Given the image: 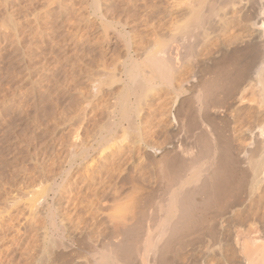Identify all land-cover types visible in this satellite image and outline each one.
I'll list each match as a JSON object with an SVG mask.
<instances>
[{
  "label": "rangeland",
  "instance_id": "rangeland-1",
  "mask_svg": "<svg viewBox=\"0 0 264 264\" xmlns=\"http://www.w3.org/2000/svg\"><path fill=\"white\" fill-rule=\"evenodd\" d=\"M197 1L199 2L197 3ZM197 1L193 3L194 0H0V264H89L90 262V264H95L93 259L95 251L93 253L90 251L91 249L94 250L96 246L100 247L99 243H104L107 236H109L108 239L112 237L111 233L113 227L111 226V223L113 224V222H110L109 217L112 213V216H114L113 211H115L116 216L118 215L115 208L118 212L119 209L122 211L128 209L127 211L124 210V212L127 213L130 211V214H135L133 221L136 222V224L138 223L136 226H139L135 227V232L140 230V228L141 230H144L145 227L148 226V224L146 226V223H152V218L154 216L152 213L155 212L157 202L161 199L167 198V194L170 192L167 188L169 185L171 186L168 182L170 180H166L169 176V171L168 173L166 171L168 167L165 168L167 175L164 172V175H166L167 178L162 176L164 179L159 177L161 175V170L157 169L161 162L160 169L164 165L163 161L160 160H164L170 155L169 150L172 149L168 146L169 143L171 146L176 142V147L180 146L178 147L180 149L182 147L186 149L185 146H187V149H192L193 154L196 153L194 151H198L197 149L200 147V145L196 143L198 144L197 146H199L196 150V147H194V149L189 148V146L195 144L197 139L194 140V136L192 137L193 132H187L186 127L184 129H178L179 131L175 130L179 124H182L187 120L188 116H192L193 113L196 115V108L198 105L196 102L195 105L191 92L190 90H187V87H190V85L193 87V84L200 82V80L208 81L210 76V79L212 78L217 67L226 64L228 65L227 51L228 53L231 52L233 55L234 50L232 49L239 52H236L235 55L237 53L238 55H242V53L248 55L249 51H252L249 50L248 45H246L247 41L245 40L247 38L245 39L246 32L244 31V22L239 21V17L245 9V2L241 1L242 3L239 2V4L232 5V8L231 5L229 6L226 4V6H224L225 8H222L223 4L220 0H216L217 4H213L215 3V0H205V2L202 0ZM201 2L202 4H200ZM218 3L220 5H218ZM196 4L199 6H195ZM210 4L213 7L216 5L214 9H217L220 6V8L224 10L222 11L224 15L220 8V10L218 9L219 11L211 9L213 7H211ZM240 6L243 8L241 11ZM209 7H211V11H214L212 16L211 14L209 15ZM185 11L189 15L186 16ZM183 12L185 16L182 15ZM195 14L196 16H194ZM205 14L210 16L207 15V18L209 17L207 23L212 25L210 26L206 23L203 27L205 33L200 28L203 32H198L202 36L199 34L194 36L193 34L195 37V40H193L194 37L191 35L189 36V33L187 34V32L191 30V23H193L188 22L190 20L189 18L193 16L191 17V21L195 17L197 20V15L199 18L201 15H204L203 17H205ZM214 15L217 17V20ZM237 17L239 19H237ZM231 18H233L232 21ZM210 19H213L215 22ZM216 22H218V25ZM213 24L216 25L213 27ZM224 24L225 26L227 24L229 26L227 25L225 28ZM177 31H179L180 34L184 31L191 41H187V35L184 33L183 37L186 40H182L183 38L180 39V34H178ZM240 31L244 34H241ZM196 33L197 32H195V34ZM233 36L236 38L235 40L237 43L232 41L234 42V45L232 46V44H230L229 46L230 42L228 43V41H231V39H228ZM171 37H174L175 39L173 38V40H171ZM197 37H200V39ZM169 38L170 42L166 40ZM219 38H221V40ZM177 39H180V41L182 40V42L185 43V48L183 47L184 44H181L185 50L182 49L180 44H178L181 42H179V40L177 41ZM238 39L242 40L239 42ZM163 40H165V44H163L166 47L161 43ZM192 40L195 44L192 43ZM175 41L178 43L176 44ZM190 42L195 46L193 47L190 45ZM222 44L228 46V48L227 46L224 47L227 51L224 50V48L222 49ZM158 45H161V52H163L162 50L169 51L176 62L177 68L173 69L175 72L172 70L174 75L170 74L172 75V77H169L170 83L167 82V80L165 81L164 77H162V81H160L161 76L156 75V68L150 62L153 60L151 55H153L154 58V55L161 53L159 51L160 49L157 48L159 47ZM176 45H179V48ZM218 45H220L219 48L221 47V50H219ZM242 45L245 48L240 47ZM230 47L234 48L231 49ZM165 48L169 49L165 50ZM239 48L240 50H238ZM246 50H249L248 53ZM153 51H155L154 54ZM178 51H181V55ZM185 51L186 53L189 51L187 53L188 55ZM156 52L158 54H156ZM217 52H219V55L215 54ZM163 54L161 53L160 55ZM197 55L199 56L197 57ZM245 55V59L241 58L242 56H239L243 59L242 63L247 59ZM222 56L225 57V62L223 59L224 57L220 58ZM148 57L151 58L150 61ZM210 57L212 58L210 59ZM133 59L136 61V66L141 64L140 67H138L139 70H141H138L141 72L139 76L140 80L138 81L143 79L142 84L144 89L142 88V85L138 88L136 86L139 85L135 84V86L133 82L132 84L128 75L127 69L130 68ZM146 59L150 63L145 61ZM221 59L226 64H224ZM241 59L238 60L240 63ZM220 63H222V65H220ZM227 65L221 67V69L227 67ZM150 67H152V69H150ZM145 69L147 71L150 69L152 74L151 72H148L145 76L143 75L142 78L141 74L147 72ZM212 71L213 73H211ZM146 75L150 78L153 77V81L149 82ZM175 75L176 78L173 77ZM144 78L147 82L144 81ZM171 79L174 81H171ZM184 80L187 81L185 82ZM182 81H184V83ZM129 84L131 87L133 86V88L135 86L136 89L130 88ZM148 84L153 85V87ZM125 85L129 86V88ZM154 85H156V87H154ZM178 86H180V88ZM222 87H224V85ZM178 88L180 89L179 91ZM218 90L220 95L224 92V88ZM251 90L248 88V90L244 91V94H242L243 98L247 100H241L242 104H240L241 102L239 103L237 99H232L234 101H230L232 105L227 107L228 110L224 107L225 109L222 108L224 110L221 108H214V114L212 111V115L215 117L217 116L215 118L217 124L216 127L218 128L221 137L225 136L223 139L228 137L235 140L231 139L235 143L230 140L232 142L231 145L233 144L232 147L234 148H232V152L234 151V158H232L235 163L232 162L233 165L232 163L229 164L236 170L243 169V167H240L242 165L237 162L239 161L237 156L243 155L240 147L243 149V146L246 147L245 144H247L248 146L246 148L248 150L249 147L252 148L251 150L255 148V144H252V142H256L255 140H257L256 135L258 134V131L255 128H252L255 125L254 123H256V120H253L255 117L252 115L261 112V110L264 112V109H262V107L264 108V100H262L263 102L261 103V101H259L260 98L258 99L257 96H255V98L253 95L254 98H252V94L249 93ZM117 99H119L118 102ZM252 99H254L255 102ZM123 102H129L128 104L132 105V107L136 104L140 106H134L135 109L140 108L141 110L139 111H135L134 107L133 109L130 108L131 115L134 113V119L131 117L134 121L131 120V118L130 122L127 117H124L123 119L118 117L120 116L119 111ZM258 108L260 110H258ZM189 109L192 110V112ZM189 111L190 115H188ZM222 111L229 121L223 117L224 115ZM175 115H178L177 118L179 123ZM233 115L235 116V119ZM182 116L185 117L182 118ZM218 116L223 117V119H220ZM224 119H226L225 122ZM246 119H249L247 120L248 122ZM242 120L246 122H243ZM106 122L110 124L111 122H114L116 124V130L114 131L115 135L113 134V139L115 138V141H111L106 145L107 147L91 148V151L87 154L88 156H73L77 151L79 152L81 148L94 145V142L102 132V129L108 125L105 124ZM102 125L104 127L101 129L100 127H102ZM248 125L250 126L248 127ZM173 126L176 127L174 128ZM242 128L243 130H241ZM232 131L234 132V137ZM242 131L245 133L243 132V134ZM249 132H252L251 135H249ZM188 133L190 137H188ZM255 133V139L253 140ZM250 136L252 139H247V137ZM261 137L264 138V136ZM261 137L260 140H263ZM143 138L145 139L143 140ZM149 140L152 141V143H149ZM239 140V143H244L242 145L237 143ZM81 145L83 146L81 147ZM177 149L175 148L172 151L175 152ZM167 150L169 151L168 154ZM235 150L239 151L240 155H237L238 152L236 153ZM178 151L175 152V154H179ZM191 153L190 155L193 156ZM172 154L175 155L172 152L171 156ZM163 156L166 157L164 158ZM241 158H243V156H241ZM235 169L234 177L236 179L235 175H240L238 172H241L242 170H237L235 173ZM260 174L261 175L258 176L260 178L262 176V179L264 180V172ZM260 178L259 181L262 180ZM263 180L261 181L262 183L256 181V186L253 185L251 187L253 193L250 188L248 189V186L247 188H244L246 187V184L242 187L243 190L241 189V193L239 192L241 195H238V200L240 199L242 201L248 190L251 191L250 193L256 195H253V197L252 194L248 193L249 198L247 199L246 196V202H243L245 207H243V205L240 206L241 208L239 206L235 208L233 207L232 213L231 210H228V212H226L227 214L224 213L223 215L219 213L223 215L221 216L217 214L218 211L214 209L212 205H209L207 206L208 208L212 207L211 210H209L210 212H208V209L206 210V207L202 212L205 217L201 215L204 219L202 220L201 218L200 221H205L201 222V224H199L200 221H198L199 225H196L197 230H195L196 227L192 230L195 232V235L192 234V231L191 233H186L187 235L192 236L189 237L190 239H194V237L202 231L200 229H203V226L208 227L209 225L214 226V230L216 229V231L221 232L219 234L215 231V235H217V239L215 238L216 241L219 239L221 241L220 243H218V241L217 245L213 244L214 246L212 245L210 247L209 252H213L217 257L211 255V253L209 255V259L211 260H208L210 261V263L208 262L209 264H215V262L216 264H240L242 261V264H244V253H241L242 249H238V240L240 239L242 241L240 238L242 235L238 234L241 230L242 231L239 233L245 235L243 237L245 238L244 242L247 239L248 242L246 241V245L249 246V249L254 247L257 243L256 238H264V231H262L264 230V225H262L264 224ZM166 181L169 185L165 183ZM164 183L167 187L164 186ZM257 189L259 190L257 191ZM165 194L167 197H165ZM255 197L257 198L255 199ZM251 198L252 200H250ZM113 205H115V207ZM138 211L141 213H135ZM205 211H207L206 214L204 213ZM252 213H254L256 217ZM261 213L263 214V217ZM119 214L125 213L119 212ZM218 215L221 217H217ZM250 215L253 216L251 217ZM207 220L208 222L206 225L205 223ZM239 220L241 222H239ZM133 221L130 220V222ZM61 225L64 228H62ZM230 225H235L236 227H231ZM55 226L58 230H56ZM59 226L61 227L59 228ZM70 226L72 228L74 226V228H71V230ZM75 226H79L82 230L85 228L84 231H87L88 235L86 236L85 234L87 232L82 233L84 231L81 232V229L78 227L79 230ZM222 226H224L223 229H221ZM254 226H256L257 229L259 228V232H257L258 230L256 231L257 233L253 231V229L256 228ZM211 228L212 227H210V229ZM198 229L200 231L196 234ZM204 230H206V227L203 231ZM251 230L255 234H252L250 232ZM76 231L82 233H79V237L77 236L80 240L76 237ZM243 231L245 233H243ZM205 232L207 233L208 231ZM205 232H200L199 234L205 235ZM222 232H225L226 234ZM249 233L250 235H248ZM69 234H73L72 236L70 235L73 237L71 238L72 242L69 241L70 238H67L69 237ZM83 234L85 235V238H83ZM186 234L182 235L183 237H181L178 242L169 246L171 250L168 248L167 253L165 252V254H167L166 257L171 260L172 264H186V262H188L187 264H191L195 254L198 257L200 254L201 256L204 255L205 251L207 252L205 244H196L194 246L188 245L190 239L187 238L188 241L186 242V238H184V236L186 237ZM230 235L232 237H230ZM234 235L235 237L238 236L233 238ZM81 237L83 239H81ZM134 237H137V239ZM202 237L204 236L202 235ZM76 238L80 242L74 240ZM104 238L106 239L103 240ZM182 238H184V240ZM52 239H55L56 241L53 240L54 243H52ZM134 239L135 241L132 242ZM225 239H227V241ZM249 239H251V241ZM260 239L258 240L261 241L262 239ZM138 240L139 237L134 234L131 236V239H129L131 243L128 241V245L130 243L133 247L139 243ZM232 241L233 243H231ZM262 241L264 242V239ZM70 242L72 243L71 246ZM222 242L224 245L221 244ZM249 242H252V245ZM68 244L70 248L72 247L71 250L70 248H67L68 250L66 249ZM258 244H260V242L257 243V245ZM263 244H260L259 246L264 247L262 246ZM236 245L237 248L235 247ZM182 246L187 249L185 250ZM178 247H181L180 250ZM190 248H194L195 252H193V250L191 251ZM182 249H184V251ZM199 249L204 254H202ZM239 250L240 252H238ZM169 251H172V253H169ZM197 252H200V254ZM177 255L180 256V258ZM187 255L190 256V258L187 257ZM212 256H214V259ZM230 257L232 260L227 261L226 259H231ZM173 258L174 261H178L175 263ZM191 259L192 261H190ZM109 263L110 260L105 262V264Z\"/></svg>",
  "mask_w": 264,
  "mask_h": 264
},
{
  "label": "bare ground",
  "instance_id": "bare-ground-1",
  "mask_svg": "<svg viewBox=\"0 0 264 264\" xmlns=\"http://www.w3.org/2000/svg\"><path fill=\"white\" fill-rule=\"evenodd\" d=\"M197 0H194V2L193 3H195ZM203 2H205V0H202ZM210 1V0H209ZM208 1V2H209ZM212 1V0H211ZM245 2L244 4H245V6H244V12H242L241 13V16L239 17L240 18V20L239 21H241V22H244L243 24V26H244V31L246 32L245 33V35H246V37H245V41H247L246 43V45H248V48H249V50H252L251 52L249 51V54L248 55H245L244 53H242V50H241V53H242V57L240 56V55H238V51H235V49H232V48H234V47H230L232 50H234V55L233 54H231V52H229L228 53V51L226 50V48H224V47H226L227 45H221L222 46V49L224 48V50H226L227 51V63H228V65L226 64V63H224L225 62V53H224V56H222V57H220V58H223L224 59V62L222 61V59H221V61L224 63V64H226L227 65V67H224V68H222L221 69V67H223V66H226V65H222V63H220V65H222V66H219V67H217V69L216 68H214V69H216L215 71H214V69H213V71H214V73H213V71L211 72V73H213V75H212V78L210 79V77H209V80L208 79H204V80H208V81H203V80H200V82H197L196 84H193V87H191V85H190V87H187V90H190V92H191V96H192V99H193V101H194V103L196 102L197 103V108H196V115L194 116L193 114H192V116L189 114L190 113V111L192 112V110H190L189 112H188V115H190V116H188V118H187V120L186 121H188V122H183L182 124H177L178 126L175 128L174 126V128H175V130H180L181 128L182 129H184L185 127H186V131L187 132H193V135H192V137L194 136V140H196L197 139V141H195V144L193 145L192 144V146H189V148H193L194 149V147H196L195 148V150L199 147V146H197L198 144L200 145V147L197 149L198 151H194V152H196V153H194L193 154V152H192V149H187L188 147L187 146H185V144H184V146L186 147V149L185 148H178V147H180V146H178V143H177V146L178 147H176V142L174 143V144H172L171 146H170V143H169V147L172 149V150H174L175 148L177 149V151L178 150H181V151H178L179 152V154H175V152H177L176 150H175V152L174 151H172V150H167V154H168V152L170 153V155H168L167 157L166 156H163L164 158L166 157V159H164V160H160V161H163V163H164V165L162 166V168L160 169V167H161V164H162V162L160 163V165L157 167V169L158 170H161L160 172V176L159 177H166V175H167V173H168V171H169V173H168V179H166V180H170V181H168L170 184H171V186L168 184V182L166 181L165 183L167 184V185H169V187H167V185L164 183V186H166L168 189H169V193L167 194L168 195V197H167V195L165 196V197H167V198H165V199H161L160 201H158L157 202V206H156V208H155V212L154 213H152V215H154L153 216V218H152V223H146V226H147V224H148V226L147 227H145V229L144 230H141V228H140V230H137V232H135L136 230H135V227H139V226H136V225H138V223L136 224V222H134L133 220H134V217H135V214L134 213H132V214H130V211L129 212H124V210H126V209H124L123 211L122 210H120L119 208V212H123V213H125V214H119V212H118V210L115 208V210H116V212H117V216L115 215V211H113L114 212V216H112V214H110V217H109V219H110V222L112 221L113 222V224L111 223V226L113 227V231H112V237H110L109 239H108V237L109 236H107L106 238H104L103 240H105V242L104 243H102V244H100L99 243V245H100V247H97L96 245V248L94 249V250H92L91 249V251H90V249H89V251L90 252H94V254H93V259H94V263L95 264H105V262L106 261H108V260H110V263L109 264H172V262H171V260L170 259H168L167 257H166V255L167 254H165V252L167 253V251H168V248H170L169 246L171 245V244H173V243H176V242H178L179 240H180V238L181 237H183L182 235H184V234H186V233H191V231L196 227V225L198 224V221H200L201 220V218H202V216L201 215H203L204 216V214H202V212L205 210V208L207 207V206H209V205H212V207H214V209H216L217 211H218V213L217 214H219V213H221V214H223L224 215V213H226V212H228V210H231V213H232V208L234 207H237V206H241V205H243V207H245L244 206V204H243V202H246V196H247V199L249 198L248 196H249V194H252L253 193V191H252V189H251V187L254 185V186H256L255 184H256V181H259V176L258 175H261L260 173H263L264 171H263V168H264V154H263V152H264V138L263 137H261V136H264V112L261 110V112H258L257 114L256 113H254L255 114V116H254V114L252 115L253 117H255L253 120H256V123H254L255 125H254V127H252V128H255L258 132V134L256 135V133L254 134V138H253V140L255 139V135L257 136V140H255L256 142H252L251 140V142H252V144L254 143L255 144V148H254V145H253V150H251L252 148H250L249 147V150L246 148L248 145L247 144H245L246 145V147L245 146H243L244 148L242 149V147H240V149L242 150L241 152H242V154L243 155H241V156H243V158H241V156H237V158L239 159V161H237L240 165H242V166H240V167H243V169H244V167H245V169L243 170V169H241V170H239V169H237L238 171H241V172H238V173H240V175H235L236 176V179H235V177H234V167L233 166H231L229 163H235L234 162V151L232 152V150L234 149L233 147H232V145H231V143L233 142V143H235L234 141V139L233 138H226V139H223V138H225V136H223V137H221V134L218 132V128L216 127L217 126V124H216V120H215V118L217 117H215V116H213L212 115V111H213V114H214V108H224V107H226V109H227V107H230L232 104H231V102L230 101H234V100H232V99H237L238 100V102L240 103L241 102V100H243L244 98H243V95L242 94H244V91H246V90H248V88H249V90H251L249 93H251L252 94V98H254L255 96H257L258 97V99L260 98V100L259 101H261V103L263 102L262 100H264V0H220V2L223 4L222 6V8H225L224 6H226V4L227 5H231V8L233 7L232 5H235V4H239V2ZM191 2V1H190ZM199 1H197V3H198ZM215 3H213V4H217L216 3V0L214 1ZM241 2V3H242ZM212 3V2H211ZM240 3V4H241ZM200 4H202V2L200 3ZM204 4V3H203ZM95 5V4H94ZM193 5V4H192ZM218 5H220L219 3H218ZM217 5V6H218ZM195 6H199L198 4H196ZM201 6V5H200ZM206 6V5H205ZM204 6V7H205ZM209 6V5H208ZM210 6H211V4H210ZM242 6H243V4H242ZM242 6H240L241 7V9H240V11L243 9L242 8ZM194 7V6H193ZM202 7V6H201ZM211 7H213V6H211ZM211 7H209V15L211 14V16L213 15V13H214V11L212 10L211 11V9H214V7H216V5L213 7V8H211ZM211 8V9H210ZM219 8H220V6H219ZM219 8H217V9H214V10H218ZM236 8V7H235ZM221 9V8H220ZM219 9V10H220ZM192 10V9H191ZM190 10V11H191ZM218 10V11H219ZM226 10V9H225ZM190 11H189V13H190ZM196 11V10H195ZM201 11V10H200ZM206 11V10H205ZM216 11H215V13H216ZM222 11H224V10H222L221 9V12ZM193 12V11H192ZM191 12V13H192ZM197 12V11H196ZM203 12H204V10H203ZM238 12V11H237ZM182 13V12H181ZM180 13V14H181ZM201 13V12H200ZM205 13V12H204ZM217 13H219V12H217ZM233 13V12H232ZM198 14V13H197ZM222 14L224 15V13L222 12ZM182 15H184V12H183V14ZM181 15V16H182ZM185 15L187 16V15H189L188 13H186V11H185ZM184 15V16H185ZM206 15V14H205ZM208 15V14H207ZM207 15L205 16V17H203L204 15H199L200 17L198 18V15H197V20L195 19V18H193L194 20H196V21H194L193 19H192V21H191V17H193V16H189L188 18L190 19H188L189 21V23L190 22H193V23H191V26L192 27H190L191 28V30L189 29V27H188V29L190 30V31H186L187 32V34L189 33V36L191 35V36H193V34H194V36L195 35H197V34H199L200 36H202L199 32H203L204 30H203V27H204V25H206V23L208 22V18L210 17L209 15V17L207 18ZM236 15H238V14H236ZM194 16H196V14L194 15ZM215 16V15H214ZM218 16H221V15H218ZM226 16V15H225ZM232 16V15H231ZM239 16V15H238ZM180 17V16H179ZM222 17H224V16H222ZM187 18V17H186ZM204 18H206V19H204ZM212 18V17H211ZM215 18H216V20H217V17L215 16ZM221 18V17H220ZM234 18V17H233ZM233 18H231V21H232V19ZM238 17H237V19H239ZM235 19H236V17H235ZM210 20H213V19H210ZM228 20V19H227ZM230 20V19H229ZM214 21V20H213ZM213 21H211V22H213ZM237 21V20H236ZM187 22V23H188ZM196 22V23H195ZM210 22V21H209ZM215 22V21H214ZM213 22V23H214ZM229 22V21H228ZM235 22V21H234ZM218 22H216V24H217ZM219 23H220V19H219ZM224 23H225V21H224ZM233 23V22H232ZM237 23H238V21H237ZM207 24H209L210 25V23H207ZM216 24H213V27H214V25H216ZM226 24V23H225ZM225 24H224V27L226 28V26L228 25H226L225 26ZM187 25V24H186ZM185 25V26H186ZM190 25V24H189ZM212 25V24H211ZM210 25V26H211ZM218 25V24H217ZM194 26V27H193ZM223 26V25H222ZM229 26V25H228ZM178 27V26H177ZM232 27V26H231ZM235 27V26H234ZM238 27V26H237ZM240 27H241V25H240ZM239 27V28H240ZM183 28H184V26H183ZM200 28L203 30V31H201L200 30ZM208 28V27H207ZM236 28V27H235ZM242 28V27H241ZM171 29V28H170ZM185 29V28H184ZM192 29H194L195 30V32H197L196 34H195V32H194V30H192ZM223 29V28H222ZM230 30H233V29H230ZM229 30V31H230ZM179 31H181V30H179ZM179 31H177L178 32V34H180V32ZM193 31V32H192ZM199 31V32H198ZM228 31V32H229ZM243 31V32H244ZM190 32H192V33H190ZM241 32V34H244V33H242V31H240ZM183 33L184 34H186L184 31L182 32V34H180L179 35V38L180 39H182V40H186V39H184V35H183ZM204 33H205V31H204ZM222 33V32H221ZM237 33H238V30H237ZM176 34V33H175ZM177 34V35H178ZM186 34V35H187ZM224 34V33H223ZM226 34V33H225ZM233 34V33H232ZM232 34H230V35H232ZM170 36V35H169ZM168 36V37H169ZM173 36H175V35H173ZM180 36H182V37H180ZM193 36V37H194ZM217 36V35H216ZM229 36V35H228ZM235 36V35H234ZM232 37V38H229L228 40H230L231 39V41H228V43H229V46H230V44H232V46L234 45V42H236V38L235 37ZM238 36H239V33H238ZM243 36V35H242ZM177 37V36H176ZM219 37V36H218ZM223 37V36H222ZM225 37V36H224ZM174 38V37H173ZM173 38L171 37V40H173ZM198 38V37H197ZM237 38H239V37H237ZM241 38V37H240ZM175 39V38H174ZM180 39H177V41L179 40V42H181V43H178V42H176V44L178 43V44H180V46H181V44H184L183 45V47L184 46H186L185 45V43L184 42H182V40L180 41ZM198 39H200V37L198 38ZM197 39V40H198ZM220 40H221V38H219ZM224 39V38H223ZM223 39H222V41H223ZM233 39V40H232ZM166 40H168L169 42H170V38L169 39H166ZM191 41L190 39H189V37H188V35H187V41ZM193 40H195V37L193 38ZM193 40H192V43L193 44H195L194 42H193ZM239 40V39H238ZM237 40V41H238ZM240 40H242V39H240ZM240 40H239V42H240ZM164 41L165 40H163L161 43L163 44L164 43ZM232 41H234V42H232ZM244 41V42H245ZM129 42V41H128ZM199 42V41H198ZM219 42H221V41H219ZM225 42V41H224ZM223 42V43H224ZM238 42V43H239ZM160 43V44H161ZM237 43V42H236ZM242 43V42H241ZM161 44V45H162ZM165 44V43H164ZM163 44V45H164ZM167 44L169 45V43L167 42ZM227 44V43H226ZM161 45H158L159 47H157V48H161L160 46ZM187 45H189V44H187ZM190 45H192L191 44V42H190ZM238 45V44H237ZM165 46V45H164ZM163 46V47H164ZM172 46V45H171ZM177 46V45H176ZM179 46V45H178ZM177 46V47H178ZM193 46V45H192ZM195 46V45H194ZM193 46V47H194ZM198 46V45H197ZM197 46H196V48H197ZM219 46L220 45H218V48H219ZM166 47V46H165ZM175 47V46H174ZM182 47V46H181ZM182 47V49H184ZM240 47H244L243 45L242 46H240ZM247 47V46H246ZM171 48V47H170ZM173 48V47H172ZM179 48V47H178ZM221 48V47H220ZM219 48V50H221ZM227 48H228V46H227ZM236 48V47H235ZM237 48H238V46H237ZM245 48V47H244ZM158 49V50H159ZM169 49V48H168ZM168 49H166L165 48V50H168ZM187 49V48H186ZM247 49V48H246ZM158 50H155V51H158ZM171 50V49H170ZM179 50V49H178ZM181 50V49H180ZM185 50V49H184ZM189 50V49H188ZM191 50H192V48H191ZM193 50H194V48H193ZM216 50V49H215ZM223 50V51H224ZM231 50V51H232ZM238 50H240V48L238 49ZM155 51H153V54H154V52ZM160 52H161V49L159 50ZM163 52H161L163 55H160V54H158L157 52H156V54H158V55H154L155 57L153 58V55H151L152 56V61L154 62V64H153V62L152 61H150L151 60V58H149L148 57V59H149V61L151 62V64L156 68V75H158V76H161V80L160 81H162V77H164L165 78V81L167 80V82H169L170 83V79H169V77L171 76L172 77V75H170V74H173V72H175L173 69H176L177 68V66H176V62L174 61L175 59L172 57V55L169 53V51H164V50H162ZM172 51V50H171ZM170 51V52H171ZM247 51V50H246ZM248 51H247V53H248ZM179 52V51H178ZM181 52V51H180ZM179 52V53H180ZM184 52V51H183ZM182 52V53H183ZM189 52V51H188ZM187 52V53H188ZM191 52H193V51H191ZM196 52H197V50H196ZM222 52V51H221ZM236 52H238L236 55H235V53ZM244 52H245V50H244ZM172 53V52H171ZM185 53H186V51H185ZM186 53V54H187ZM219 52H217V53H215V54H217V55H219L218 54ZM223 53V52H222ZM130 54V53H129ZM173 54H174V52H173ZM214 54V55H215ZM176 55V54H175ZM180 55H181V53H180ZM179 55V56H180ZM188 55V54H187ZM216 55V56H217ZM244 55L246 56V60L242 63V60L243 59H245L244 58ZM190 56V55H189ZM195 56V55H194ZM194 56H193V58H194ZM199 55H197V57H198ZM241 58H243V59H241ZM183 57H184V55H183ZM192 57V56H191ZM196 57V56H195ZM205 57H207V56H205ZM215 57V56H214ZM179 58V57H178ZM178 58H176V59H178ZM212 57H210V59H211ZM127 59V58H126ZM180 59V58H179ZM183 59V58H182ZM207 59H209V58H207ZM209 59V60H210ZM239 59H241V63L238 61ZM194 60L196 61V59L194 58ZM134 59H133V63H134ZM145 61H147V59L145 60ZM149 61H147V62H149ZM184 61V60H183ZM189 61V60H188ZM193 61V60H192ZM191 61V62H192ZM208 61V60H207ZM149 62V63H150ZM187 62V61H186ZM128 64H130L129 62H127ZM133 63L131 62V65H130V68H128L127 69V72H128V75H129V77H130V80H131V83L133 82L134 83V85L136 84V85H139V86H136V87H141V85H142V88H143V84H142V82H143V79L141 80V81H138V80H140L139 78V76H140V73L141 72H139V71H141V70H139V68L138 67H140V65L139 66H136L137 64H136V61H135V63H134V65H133ZM189 63V62H188ZM194 63V62H193ZM219 63V62H218ZM178 65V64H177ZM193 65V64H192ZM219 65V64H218ZM193 66H195V65H193ZM193 66H192V68H193ZM128 67V66H127ZM198 67V66H197ZM150 69H152V67H150ZM150 69L147 71L146 69H145V71H147L146 73H144V72H142V73H144V74H141V77L143 78V75L145 76V74H147L148 72L150 73L151 71H150ZM221 69V70H220ZM139 70V71H138ZM172 70H173V72H172ZM142 71H144V70H142ZM199 71V70H198ZM172 72V73H171ZM179 72V71H178ZM193 72V71H192ZM195 73V72H194ZM200 73V72H199ZM151 74H152V72H151ZM155 74V73H154ZM176 74H177V72H176ZM179 74V73H178ZM150 75V74H149ZM174 75V74H173ZM196 75H197V73H196ZM201 75V74H200ZM193 76H195V75H193ZM202 76V75H201ZM200 76V77H201ZM174 78H176V75L175 76H173ZM187 77V76H186ZM206 77V76H205ZM146 78H147V80L150 82V81H153L152 79H153V77H147V75H146ZM156 78V77H155ZM173 78V79H174ZM179 78V77H178ZM204 78V77H203ZM145 79V78H144ZM179 79H181V78H179ZM186 79V78H185ZM147 80L145 79L144 81L145 82H147ZM171 81H174V80H172L171 79ZM185 81V80H184ZM184 81H182L183 83H184ZM187 81V80H186ZM185 81V82H186ZM144 82V83H145ZM148 82V83H149ZM176 82H177V80H176ZM190 82V81H189ZM125 83V82H124ZM128 83V82H127ZM126 83V84H127ZM132 83V84H133ZM154 83V82H153ZM157 83V82H156ZM160 83V82H159ZM173 83V82H172ZM188 83V82H187ZM146 84V83H145ZM163 84V83H162ZM168 84V83H167ZM177 84V83H176ZM178 84H179V81H178ZM182 84V83H181ZM128 85V84H127ZM127 85H125V86H127ZM148 85H150V86H152L153 87V85H151V84H148ZM169 85V84H168ZM171 85V84H170ZM175 85V84H174ZM221 85V86H220ZM224 85V87H222ZM129 86H130V84H129ZM129 86H127L128 88H129ZM135 86H134V88H133V86L131 87L130 86V88H133V89H136L135 88ZM145 86V85H144ZM173 86V85H172ZM196 86V87H195ZM127 87H126V89H127ZM145 87H147V86H145ZM151 87V88H152ZM154 87H156V85H154ZM179 88H180V86H178ZM218 87H220V88H218ZM222 87V88H221ZM166 88V87H165ZM173 88H175V87H173ZM176 88H177V86H176ZM178 88V91L180 90ZM224 88V92H222V94L220 95V92H219V90L218 89H223ZM144 89V88H143ZM184 89H186V88H184ZM184 89H183V91H184ZM132 90V89H131ZM176 90V89H175ZM133 91V90H132ZM135 91V90H134ZM141 91V90H140ZM177 91V90H176ZM182 91V92H183ZM186 91V90H185ZM218 92H219V94H218ZM128 93V92H127ZM133 93V92H132ZM168 93V92H167ZM184 93V92H183ZM187 93V92H186ZM128 94H130V93H128ZM134 94H135V92H134ZM138 94V93H137ZM246 94V93H245ZM183 95V94H182ZM249 95V94H248ZM253 95H254V97H253ZM176 96V95H175ZM246 96H247V94H246ZM250 96V95H249ZM117 97V96H116ZM125 97V96H124ZM130 97V96H129ZM177 97H179V96H177ZM119 98V97H118ZM183 98H185V97H183ZM188 98V97H187ZM186 98V99H187ZM256 98V97H255ZM122 99V98H121ZM138 99V98H137ZM247 99V98H246ZM118 100L119 99H117V102H118ZM240 100V101H239ZM249 100V99H248ZM252 100H254V99H252ZM138 101H139V99H138ZM137 101V102H138ZM183 101V100H182ZM244 101H247V100H245L244 99ZM258 101V102H259ZM140 102V101H139ZM184 102V101H183ZM182 102V103H183ZM236 102V101H235ZM250 102V101H249ZM254 102H255V100H254ZM114 103V102H113ZM112 103V104H113ZM129 102H127V103H122L121 104V107H120V111H119V115L120 116H118L119 118H121V119H123L124 117H127L128 119H129V121H130V118L131 117H133V119H134V113L131 115V109H133V107L134 106H136V105H134L133 107H132V105H130V104H128ZM133 103V102H132ZM151 103V102H150ZM180 103V102H179ZM181 103V104H182ZM193 103V102H192ZM196 103H195V105H196ZM251 103V102H250ZM180 104V105H181ZM240 104H242V102L240 103ZM249 104V103H248ZM263 104H264V102H263ZM115 105V104H114ZM117 105V104H116ZM152 105V104H151ZM193 105V104H192ZM118 106V105H117ZM137 106H139V105H137ZM259 106V105H258ZM140 107V106H139ZM193 107H194V105H193ZM131 108V109H130ZM149 108V107H148ZM195 108V107H194ZM234 108V107H233ZM259 108H261V107H259ZM258 108V110H260ZM225 109V108H224ZM224 109H222V110H224ZM231 109H232V107H231ZM230 109V110H231ZM262 109H264L263 107H262ZM134 110L136 111V110H141L140 108H138V109H135V107H134ZM147 110H149V109H147ZM228 110V109H227ZM241 110V109H240ZM232 111V110H231ZM230 111V112H231ZM254 111H255V109H254ZM184 112H186V111H184ZM193 112H194V110H193ZM218 112H220V111H218ZM226 112V111H225ZM250 112V111H249ZM137 113H139V112H137ZM222 113H223V111H222ZM222 113H220V114H222ZM251 113V112H250ZM178 114V113H177ZM185 114V113H184ZM183 114V115H184ZM140 115V114H139ZM187 115V114H186ZM185 115V116H186ZM223 115H224V113H223ZM229 115V114H228ZM227 115V116H228ZM138 116V115H137ZM176 116V115H175ZM178 116V115H177ZM177 116H176V118H177ZM184 116V117H185ZM234 116V115H233ZM238 116V115H237ZM236 116V117H237ZM246 116H248V115H246ZM252 116H251V118H252ZM141 117V116H140ZM183 116H182V118H184ZM187 117V116H186ZM218 117H220V119L222 118L223 119V117H225V115L223 116V117H221V116H218ZM229 117V116H228ZM175 118V117H174ZM181 118V119H182ZM226 118V117H225ZM230 118V117H229ZM233 118V117H232ZM246 118H248V117H246ZM126 119V118H125ZM132 118H131V120H133ZM218 119V118H217ZM227 119V118H226ZM226 119H224V122H225V120ZM231 119V118H230ZM234 119H235V116H234ZM239 119V118H238ZM241 119V118H240ZM244 119V118H243ZM228 120V119H227ZM231 120H233V119H231ZM237 120V119H236ZM247 120H249V119H246V121ZM134 121V120H133ZM132 121V122H133ZM177 121H178V118H177ZM229 121V120H228ZM243 121V120H242ZM246 121H243V122H246ZM251 121V120H250ZM121 122H122V120H121ZM131 122V121H130ZM145 122V121H144ZM231 122V121H230ZM238 122H239V120H238ZM248 122V121H247ZM253 122V121H252ZM140 123V122H139ZM178 123H179V121H178ZM185 123V124H184ZM186 123H187V125H186ZM242 123V122H241ZM105 124H108V125H102V127H100L101 129H102V132L98 135V137L96 138V140H95V142H94V145H91V147H88V146H85V148H81V150H79V152L77 151V153H75L73 156H82V157H85L87 154H88V152L89 151H91L90 149L92 148H94V147H105L106 145H108L111 141H113L114 139H113V137H114V135H115V130H116V124L114 123V122H111V124L110 123H105ZM142 124V123H141ZM140 124V125H141ZM245 124V123H244ZM263 124V125H262ZM219 125V124H218ZM229 125V124H228ZM240 125V124H239ZM242 125V124H241ZM247 125V124H246ZM231 126V125H230ZM233 126V125H232ZM250 125H248V127H249ZM129 127H130V125H129ZM247 128V127H246ZM251 128V129H252ZM100 129V130H101ZM234 129V128H233ZM238 129H240V128H238ZM237 129V130H238ZM178 130V131H179ZM222 130V129H221ZM226 130V129H225ZM236 130V131H237ZM241 130H243V128L241 129ZM241 130H239V131H241ZM248 130V129H247ZM99 131V130H98ZM184 131V130H183ZM234 131H235V129H234ZM246 131V130H245ZM253 131V130H252ZM170 132V131H169ZM223 132H224V129H223ZM223 132H221V133H223ZM233 132V131H232ZM244 131H242V133H243ZM148 133H150V132H148ZM148 133H146V134H148ZM172 133H173V130H172ZM245 133V132H244ZM243 133V134H244ZM250 134L249 135H251V133L252 132H249ZM254 133V132H253ZM114 134V135H113ZM224 134V133H223ZM227 134V133H226ZM232 134V133H231ZM235 134H236V132H235ZM242 134V135H243ZM94 135V134H93ZM150 135V134H149ZM225 135V134H224ZM233 137H234V132H233ZM237 135V134H236ZM248 135V136H249ZM187 136V135H186ZM240 136V135H239ZM261 138H263V140L261 139L260 140V137ZM117 137V136H116ZM188 137H190V135H189V133H188ZM187 137V138H188ZM232 137V136H231ZM245 137V136H244ZM243 137V138H244ZM238 138H240V137H238ZM249 138H251V136L250 137H247V139H249ZM91 139H93V138H91ZM142 139V138H141ZM145 138H143V140H144ZM190 139V138H189ZM234 140V141H232V140ZM236 139V138H235ZM246 139V138H245ZM252 139V138H251ZM174 140V139H173ZM179 140V139H178ZM188 140V139H187ZM232 142H231V141ZM242 140H244V139H242ZM89 141V140H88ZM115 141V140H114ZM150 141V140H149ZM246 141H249V140H246ZM169 142V141H168ZM170 142H172V141H170ZM189 142V141H188ZM237 142V141H236ZM240 142V140L237 142V143H239ZM142 143H143V141H142ZM149 143H152V141H150ZM192 143H194V142H192ZM196 143H198V144H196ZM244 143V142H243ZM243 143H239V144H243ZM247 143V142H246ZM112 144V143H111ZM114 144V143H113ZM146 144V143H145ZM188 144V143H187ZM249 144V143H248ZM252 144H251V146H252ZM72 145V144H71ZM147 145H148V143H147ZM152 145V144H151ZM154 145H155V143H154ZM190 145V144H189ZM250 145V144H249ZM83 145H81V147H82ZM145 146V145H144ZM236 146V145H235ZM107 147V146H106ZM110 147V146H109ZM147 147V146H146ZM150 147H152V146H150ZM154 147V146H153ZM101 148V149H102ZM144 148V147H143ZM168 148V147H167ZM233 148V149H232ZM237 148V147H236ZM80 149V148H79ZM100 149V150H101ZM108 149V148H107ZM169 149V148H168ZM97 150V149H96ZM95 150V151H96ZM105 150V149H104ZM116 150V149H115ZM151 150V149H150ZM153 150V149H152ZM238 150V149H237ZM99 151V150H98ZM120 151V150H119ZM166 151V150H165ZM165 151H163V152H165ZM190 151V152H189ZM236 151V150H235ZM72 152V151H71ZM100 152V151H99ZM153 152V151H152ZM174 153L175 155H173L172 154V156H171V153ZM192 152V153H191ZM232 152V153H231ZM238 152V153H237ZM248 152H250V153H248ZM147 153V152H146ZM190 153L191 154H193V156H191L190 155ZM236 153H237V155H240L239 154V151H236ZM149 154V153H148ZM166 154V153H165ZM166 154V155H167ZM186 156H185V155ZM189 154V155H188ZM231 154V155H230ZM250 154V155H249ZM110 155V154H109ZM154 155V154H153ZM228 155H229V157H228ZM88 156V155H87ZM142 156V155H141ZM140 156V157H141ZM231 156V157H230ZM70 157V156H69ZM139 157V156H138ZM146 157V156H145ZM163 157H162V159H163ZM225 157H226V159H225ZM233 157V158H232ZM73 158V157H72ZM142 158V157H141ZM224 158V159H223ZM236 158V157H235ZM236 158V159H237ZM70 159V158H69ZM233 159V160H232ZM128 160V159H127ZM229 160V161H228ZM80 161H81V159H80ZM79 161V162H80ZM233 163H232V165H233ZM237 164V163H236ZM238 164V165H239ZM85 165V164H84ZM87 165V164H86ZM237 165V166H238ZM134 166V165H133ZM234 166H235V164H234ZM166 167H168L167 169H166V171H167V173H166V171H165V168ZM239 168V167H238ZM89 169V168H88ZM133 169V168H132ZM169 169V170H168ZM115 170V169H114ZM236 170V169H235ZM237 170L235 171V173L237 172ZM117 171V170H116ZM263 171V172H262ZM166 173V175H164L165 173ZM159 173V172H158ZM113 174V173H112ZM159 175V174H158ZM263 175V174H262ZM86 176H88V175H86ZM91 176V175H90ZM264 176V175H263ZM162 177V178H163ZM259 177V178H258ZM67 178V177H66ZM161 178V179H162ZM167 178V177H166ZM263 177L261 176V178L260 179H262ZM90 179V178H89ZM164 179V178H163ZM263 180V179H262ZM262 180H260L259 181V183L262 181ZM171 181H172V183H171ZM75 182V181H74ZM101 183V182H100ZM262 183V182H261ZM71 184V183H70ZM246 184V187H244V188H247V186H248V189L250 188V190L252 191V193H250L251 191L250 190H248V189H244V190H248V191H246L247 192V194H246V196L242 199L241 197V199H242V201L239 199H237V197H238V195L241 193V189H242V187L244 186ZM258 184V183H257ZM263 184H264V180H263ZM259 185V184H258ZM257 185V186H258ZM103 186V185H102ZM260 186V185H259ZM261 187V186H260ZM263 187V186H262ZM167 188H165V189H167ZM256 188V187H255ZM254 188V189H255ZM257 188H259V187H257ZM167 189V190H168ZM171 189V190H170ZM263 189V188H262ZM167 190H166V192H167ZM243 190V189H242ZM256 190V189H255ZM259 189H257V191H258ZM165 191V190H164ZM164 191H163V193H164ZM165 192V193H166ZM240 192V193H239ZM259 192H261V191H259ZM33 193V192H32ZM244 193V192H243ZM249 193V194H248ZM262 193V192H261ZM162 194V193H161ZM264 194V193H263ZM32 195V194H31ZM241 195V194H240ZM254 194H252V196H253ZM161 196V195H160ZM198 196H200V197H198ZM251 196V195H250ZM251 196V197H252ZM254 196H256V195H254ZM253 196V197H254ZM38 197V196H37ZM44 197V196H43ZM162 197V196H161ZM258 197V196H257ZM257 197H255V199L257 198ZM261 199V198H260ZM259 199V200H260ZM100 200V199H99ZM106 200V199H105ZM238 200V201H237ZM245 200V201H244ZM250 200H252V198L250 199ZM249 200V201H250ZM241 201V202H240ZM253 201H254V198H253ZM253 201H252V203H253ZM51 202V201H50ZM102 202V201H101ZM105 202V201H104ZM156 202V201H155ZM247 202H248V200H247ZM251 202V201H250ZM262 202V201H261ZM92 203V202H91ZM254 203H257V202H254ZM93 204V203H92ZM103 204V203H102ZM102 204H100V205H102ZM260 204V203H259ZM258 204V205H259ZM54 205V204H53ZM104 205V204H103ZM102 205V206H103ZM245 205H246V203H245ZM256 205V204H255ZM261 205V204H260ZM94 206V205H93ZM105 206V205H104ZM114 207H115V205H113ZM113 206H111V207H113ZM106 207V206H105ZM113 207V208H114ZM211 207V208H212ZM252 207V206H251ZM260 207V206H259ZM126 208V207H125ZM127 208H128V206H127ZM211 208H206V210L208 209V212H210L209 210H211ZM241 208V207H240ZM240 208H238V209H240ZM255 208V207H254ZM261 208V207H260ZM99 209H100V207H99ZM109 209V208H108ZM111 209V208H110ZM122 209V208H121ZM256 209H258V208H256ZM255 209V210H256ZM264 209V208H263ZM112 210V209H111ZM128 210V209H127ZM126 210V211H127ZM235 210V209H234ZM246 210V209H245ZM259 210V209H258ZM257 210V211H258ZM242 211V210H241ZM260 211V210H259ZM264 211V210H263ZM53 212V211H52ZM51 212V213H52ZM206 212L207 211H205L204 213L206 214ZM238 212V211H237ZM244 212V211H243ZM247 212H248V209H247ZM54 213V212H53ZM135 213H141V212H135ZM231 213H230V215H231ZM241 213V212H240ZM250 213H251V211H250ZM254 213H256V212H254ZM254 213H252V214H254ZM217 214H215V215H217ZM221 214H219V215H221ZM227 214V213H226ZM238 214V213H237ZM246 214H248V213H246ZM245 214V215H246ZM263 214H264V212H263ZM263 214L261 213V215H262V217H263ZM121 215V216H120ZM123 215H125V216H123ZM217 216V217H221V216H223V215H221V216ZM230 215H228V216H230ZM255 215V214H254ZM50 216V215H49ZM53 216V215H52ZM82 216V215H81ZM112 216V217H111ZM209 216V215H208ZM227 216V217H228ZM251 216V215H250ZM253 216V215H252ZM251 216V217H252ZM260 216V215H259ZM205 217V216H204ZM204 217L202 218V220L204 219ZM210 217V216H209ZM238 217V216H237ZM255 217H256V215H255ZM261 217V216H260ZM259 217V218H260ZM261 217V218H262ZM207 218V217H206ZM226 218V217H225ZM240 218V217H239ZM242 218V217H241ZM244 218V217H243ZM96 219V218H95ZM112 219V220H111ZM149 219H151V218H149ZM221 219V218H220ZM233 219V218H232ZM245 219V218H244ZM246 219H247V217H246ZM251 219V218H250ZM91 220H92V218H91ZM130 220H132L133 222H130ZM210 220H211V218H210ZM229 220V219H228ZM241 220V219H240ZM239 220V222H241ZM53 221V220H52ZM93 221H94V219H93ZM205 221V220H204ZM204 221H200L199 222V224H201V222H204ZM250 221V220H249ZM263 221V220H262ZM98 222H99V220H98ZM141 222V221H140ZM150 222V221H149ZM207 222H208V220L206 221V225H207ZM211 222V221H210ZM223 222V221H222ZM226 222V221H225ZM230 222V221H229ZM232 222V221H231ZM235 222V221H234ZM236 222H238V221H236ZM264 222V221H263ZM262 222V223H263ZM212 223V222H211ZM211 223H209V224H211ZM247 223H248V221H247ZM260 223V222H259ZM53 224H54V222H53ZM96 224V223H95ZM142 224H144V223H142ZM198 224V225H199ZM203 224V223H202ZM224 224V223H223ZM230 224V223H229ZM232 224V223H231ZM236 224V223H235ZM239 224V223H238ZM242 224V223H241ZM243 224H245V223H243ZM254 224V223H253ZM253 224H252V226H253ZM55 225V224H54ZM222 225V224H221ZM233 225V224H232ZM240 225V224H239ZM254 225H256V224H254ZM262 225H264V224H262ZM62 226V225H61ZM61 226H59V228L61 227ZM69 226V225H68ZM67 226V227H68ZM140 226H141V224H140ZM201 226H203V225H201ZM200 226V227H201ZM212 227L211 229H210V227ZM208 227L207 226H203V229H205V227H206V230H204L203 231V229H200V230H202V231H200L199 229H198V231H196V234H197V232H205V231H208L207 233L205 232V235L204 234H202L204 237H202V235H200L199 233H198V235H196L195 237H194V239H190L189 237H192V236H189V235H187L186 234V237L184 236V238H186V242L188 241V239H190L189 241H188V245H190V246H194V245H196V244H202V245H204L205 244V246H206V250H207V252L205 251V250H202V251H205V254L203 253V252H201V250H200V252L202 253V254H204V255H202L201 256V254H200V252H197V253H199L200 254V256H196V254H195V257H194V259H193V261H192V259L190 260V261H192V263L191 264H202V263H210V261H208V260H211V259H209L210 258V254L211 255H214V253L213 252H209L210 251V247L214 244H216L217 245V242L218 243H220V239L218 240V241H216V236L217 235H215V231H216V229L214 230L213 229V227L214 226H211V225H209ZM225 226V225H224ZM224 226H222V228L221 229H223L224 228ZM231 226V225H230ZM235 226V225H234ZM234 226H231V227H234ZM241 226V225H240ZM244 226H246V225H244ZM249 226V225H248ZM257 226V225H256ZM256 226H254V227H256ZM54 227V226H53ZM52 227V228H53ZM67 227H65V228H67ZM76 228H78L77 226H75ZM143 227V226H142ZM228 227V226H227ZM226 227V228H227ZM236 227V226H235ZM251 227V226H250ZM264 227V226H263ZM55 228H56V230H58L57 229V227L55 226ZM62 228H64L63 226H62ZM61 228V229H62ZM72 227L70 226V229H71ZM73 228H74V226H73ZM72 228V229H73ZM80 228V227H79ZM78 228V229H79ZM202 228V227H201ZM215 228V227H214ZM217 228V227H216ZM229 228V227H228ZM238 228H241V227H238ZM246 228H248V227H246ZM61 229H60V231H61ZM68 229V228H67ZM71 229V230H72ZM81 229V228H80ZM79 229V230H80ZM85 229V228H84ZM84 229L82 230H80L81 232L82 231H84ZM89 229V228H88ZM137 229V228H136ZM207 229H209V230H207ZM230 229V228H229ZM228 229V230H229ZM232 229V228H231ZM233 229H235V228H233ZM253 229V228H252ZM256 229V230H255ZM255 229H253V231L255 232V233H257V232H259V228L257 229V227L255 228ZM262 229V228H261ZM261 229H260V231H261ZM47 230V229H46ZM45 230V231H46ZM52 230V229H51ZM195 230H197V227L195 228ZM194 230V231H195ZM213 230H214V233H213ZM227 230V229H226ZM235 230H237V229H235ZM243 230H245V229H243ZM258 230V231H257ZM70 231V230H69ZM74 231H75V229H74ZM78 232V231H76L77 232V234H76V237L78 236H80V234L79 233H81V232ZM90 231V230H89ZM231 231V230H230ZM232 231H234V230H232ZM242 231V230H241ZM241 231H239V232H241ZM247 231V230H246ZM257 231V232H256ZM262 231H264V230H262ZM59 232V231H58ZM62 232H64V231H62ZM67 232H68V230H67ZM71 232V231H70ZM87 232V231H86ZM85 231L84 232H82V233H86ZM94 232V231H93ZM193 232V231H192ZM217 233H221V232H218V231H216ZM238 232V234H240V235H242V236H240V238L242 239V241L239 239L238 240V245H239V248L238 249H242V251H241V253H244V264H264V247H260L259 245L260 244H263L264 242L262 241L264 238H256L257 240V243H259L260 242V244H258L257 245V243L254 245V247H252V248H250L249 249V246H247L246 245V241H247V239H246V241L244 242V240H245V238H243L245 235H243L242 233H239ZM249 232V231H248ZM247 232V233H248ZM252 234L254 233V232H252V230L250 231ZM57 233V232H56ZM81 233V234H82ZM110 233V232H109ZM195 232H193L192 234L193 235H195L194 234ZM222 233H225V232H222ZM234 233V232H233ZM243 233H245L244 231H243ZM246 233V234H247ZM254 233V234H255ZM57 234H59V233H57ZM65 234V233H64ZM74 234V235H75ZM111 234H110V236H111ZM137 235L138 237H139V243L137 244V245H135V246H131V242L129 241V239H131V236H133V235ZM226 234V233H225ZM260 234V233H259ZM66 235H67V233H66ZM73 235V234H69V237H67L68 239L70 238V240L69 241H71L72 239L71 238H73V237H71V236ZM86 236L88 235V232L85 234ZM85 235L83 234V238H85ZM108 235V234H107ZM191 235V234H190ZM223 235V234H222ZM232 235V234H231ZM230 235V237H232ZM248 235H250V233L248 234ZM261 235V234H260ZM56 236V235H55ZM61 236V235H60ZM59 236V237H60ZM62 236H63V234H62ZM82 236V235H81ZM188 236V237H187ZM215 236V237H214ZM238 236V235H237ZM236 236V237H237ZM247 236V235H246ZM252 236V235H251ZM256 236V235H255ZM264 236V235H263ZM77 237V238H78ZM130 237V238H129ZM224 237V236H223ZM222 237V238H223ZM229 237V238H230ZM235 237V235H234V237L233 238H236ZM248 237H250V236H248ZM248 237H246V238H248ZM53 238V237H52ZM54 238H56V237H54ZM62 238V237H61ZM77 238L76 239H74V240H76L77 242H80L79 240H77ZM82 237H81V239H83ZM87 238V237H86ZM135 238V237H134ZM184 238H182L183 240H184ZM188 238V239H187ZM216 238V239H215ZM219 238V237H218ZM221 238V239H222ZM239 238V237H238ZM237 238V239H238ZM251 238V237H250ZM253 238V237H252ZM255 238V237H254ZM58 239V238H57ZM135 239H137V237L135 238ZM135 239L134 240H132V242L133 241H135ZM232 239V238H231ZM258 239H260L261 241H259ZM53 240H55V239H52V241ZM98 240V239H97ZM182 240V241H183ZM226 241H227V239H225ZM224 240V241H225ZM230 240V239H229ZM233 240V239H232ZM236 240V239H235ZM250 241H251V239H249ZM253 240V239H252ZM50 241H51V237H50ZM49 241V242H50ZM56 241V240H55ZM58 241V240H57ZM60 241V240H59ZM82 241V240H81ZM128 241L130 242L129 243V245H128ZM137 241V242H138ZM225 241V242H226ZM259 241V242H258ZM72 242V241H71ZM70 242V246H71V243ZM103 242V241H102ZM230 242V241H229ZM248 242V241H247ZM52 243H54V241L52 242ZM67 243V242H66ZM231 243H233V241L231 242ZM250 244L252 243V242H249ZM255 243V242H254ZM56 244V243H55ZM55 244H53V245H55ZM77 244V243H76ZM79 244V243H78ZM222 245H224L223 244V242L221 243ZM228 244V243H227ZM48 245H51V244H48ZM47 245V246H48ZM213 245V246H214ZM220 245V244H219ZM252 245V244H251ZM257 245V246H256ZM56 246V245H55ZM67 246V245H66ZM68 246H69V244H68ZM66 247V249L67 248H70V246L69 247ZM77 246V245H76ZM177 246V245H176ZM227 246V245H226ZM230 246V245H229ZM234 246V245H233ZM259 246V247H258ZM262 246H264V244L262 245ZM182 247H184V246H182ZM220 247V246H219ZM236 248H237V245L235 246ZM91 248H92V245H91ZM175 248V247H174ZM179 248V247H178ZM181 248V247H180ZM180 248H179V250H180ZM185 248V250L187 249L186 247H184ZM72 249V247L70 248V250ZM76 249V248H75ZM191 249V251L193 250V252H195L194 251V248H190ZM68 250V249H67ZM169 250H171V248L169 249ZM179 250H177V251H179ZM183 251H184V249H182ZM188 250H189V247H188ZM196 250V249H195ZM189 252V251H188ZM238 252H240V250L238 251ZM88 253V252H87ZM169 253H172V251H169ZM174 253V252H173ZM182 253V252H181ZM186 253V252H185ZM216 253V252H215ZM175 254H176V251H175ZM193 254V253H192ZM192 254H191V258H192ZM92 255V254H91ZM170 255V254H169ZM181 255V254H180ZM184 255V254H183ZM198 255V254H197ZM178 256V255H177ZM176 256V257H177ZM194 256V255H193ZM215 256V255H214ZM214 256H212L213 257V259H214ZM53 257V256H52ZM169 257V256H168ZM179 258H180V256H178ZM187 257H189L190 258V256H188L187 255ZM200 257V258H199ZM215 257H217V256H215ZM219 257V256H218ZM226 257H228V256H226ZM239 257V256H238ZM171 258H172V256H171ZM175 258V257H174ZM174 258H173V261H174ZM182 258V257H181ZM183 258H184V256H183ZM197 258H199V259H197ZM231 258V257H230ZM234 258H237V257H234ZM87 259V258H86ZM212 259V261L214 262V260ZM216 259V258H215ZM218 259V258H217ZM243 259V258H242ZM242 259H240V260H242ZM67 260V259H66ZM219 260V259H218ZM227 261L228 260H232V258L231 259H226ZM74 261V260H73ZM90 261V260H89ZM178 261V260H177ZM177 261H174L175 263L177 262ZM181 261H183V260H181ZM188 261H189V259H188ZM235 261H237V260H235ZM72 262V261H71ZM241 262V261H240ZM239 262V263H240ZM70 263V262H69ZM80 263V262H79ZM87 263H88V260H87ZM91 263V262H90ZM89 263V264H90ZM188 262H186V264H187ZM208 263V264H209ZM224 263H225V260H224ZM229 263V262H228ZM232 263H234V262H232ZM242 263H243V261H242ZM242 263H240V264H242ZM174 264V263H173ZM179 264V263H178ZM183 264V263H182ZM212 264V263H211ZM215 264H216V262H215ZM234 264H236V263H234Z\"/></svg>",
  "mask_w": 264,
  "mask_h": 264
}]
</instances>
